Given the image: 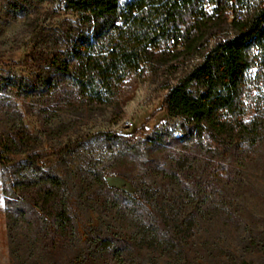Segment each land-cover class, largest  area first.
Instances as JSON below:
<instances>
[{"label":"trees","instance_id":"1","mask_svg":"<svg viewBox=\"0 0 264 264\" xmlns=\"http://www.w3.org/2000/svg\"><path fill=\"white\" fill-rule=\"evenodd\" d=\"M4 2L5 15L11 19L28 16L36 4ZM55 8L51 14L62 17L64 49L49 51L35 44L20 60L0 52V91L15 89L18 96L48 104L65 95L80 107L91 108L115 98L118 85L134 71L166 64L170 73H176L189 57L203 54L200 62L164 86L161 109L168 116H183L189 129L178 137L156 135L152 145L162 150L201 138L210 146L199 171L181 168L186 176L191 174V207L196 214L225 206L246 190L244 167L258 162L264 149V119L244 117L249 69H256L254 80L264 86V0H58ZM227 21L234 32L213 35ZM18 67L30 71L28 78L17 73ZM47 72L54 77H47ZM2 105L18 115L20 124L14 139L0 136V162L17 164L24 153L32 173L15 180L12 193L4 196L10 235L17 225L24 230L14 256L33 239L38 250L58 264L76 240V226L66 181L44 163L70 154L91 136L49 150L34 149L36 137L23 124L21 110L11 102ZM147 166L160 170L168 181L178 177L173 159L155 157ZM105 191L120 210L140 211V203L129 193L106 183ZM109 241L110 250L90 249L74 264H147L137 235L112 234Z\"/></svg>","mask_w":264,"mask_h":264},{"label":"rangeland","instance_id":"2","mask_svg":"<svg viewBox=\"0 0 264 264\" xmlns=\"http://www.w3.org/2000/svg\"><path fill=\"white\" fill-rule=\"evenodd\" d=\"M34 2L28 16L11 19L5 15L4 0H0V52L6 58L20 60L35 44L49 51L64 49L60 37L62 17L51 14L58 0ZM232 17L230 13L229 20ZM233 32L227 21L213 35ZM202 57H189L176 73H170L166 64L134 71L118 85L115 98L91 108L80 107L65 95L53 97L48 104L43 99L18 96L15 89L0 91V136L5 139H14L20 124L18 115L2 105L5 102L21 110L23 124L36 137L34 149L49 150L91 136L70 154L50 157L44 163L46 169L66 181L76 226V240L58 264H74L90 249L110 250L109 237L124 232L137 235L147 264H264V149L258 162L244 167L246 190L234 196L231 203L212 206L201 215L191 207V174L186 176L181 168L199 171L210 146L201 138L162 150L152 145L156 135L178 137L189 129L183 116H168L161 109L164 86L189 71ZM16 70L25 79L30 74L24 68ZM255 70L247 73V120L264 119V86L254 80ZM54 75L46 73L47 77ZM114 132L124 137L106 134ZM24 155L18 156L17 164L0 162V264H53L33 239L14 256L24 230L23 225H17L13 237L10 235L4 196L12 193L15 180L32 175ZM155 157L175 160L178 177L168 181L160 170L147 166ZM105 183L135 197L140 211L120 210L117 200L106 193Z\"/></svg>","mask_w":264,"mask_h":264}]
</instances>
